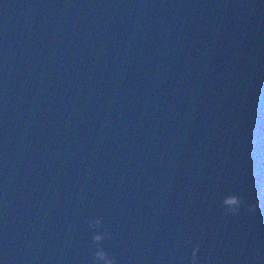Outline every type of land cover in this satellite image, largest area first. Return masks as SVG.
Segmentation results:
<instances>
[{
    "label": "water",
    "instance_id": "1",
    "mask_svg": "<svg viewBox=\"0 0 264 264\" xmlns=\"http://www.w3.org/2000/svg\"><path fill=\"white\" fill-rule=\"evenodd\" d=\"M262 192L264 0H0V264H264Z\"/></svg>",
    "mask_w": 264,
    "mask_h": 264
},
{
    "label": "clouds",
    "instance_id": "2",
    "mask_svg": "<svg viewBox=\"0 0 264 264\" xmlns=\"http://www.w3.org/2000/svg\"><path fill=\"white\" fill-rule=\"evenodd\" d=\"M262 194H264V192H262ZM221 207L224 209V215L234 216L240 213L242 207L247 213L252 214L262 207V205L259 201L248 203L242 200L239 195L233 193L223 197L221 200ZM87 227L93 232L91 235V245L94 250L90 249L92 264H115V260L104 250L103 247H101L102 242L110 238L109 234L103 231H96L101 227V219L87 222ZM199 251L200 246L197 244L192 248L187 264H199ZM257 258L258 254L253 257V259Z\"/></svg>",
    "mask_w": 264,
    "mask_h": 264
}]
</instances>
